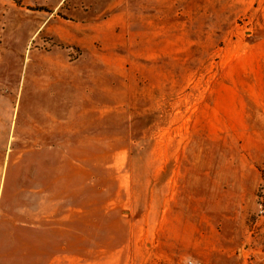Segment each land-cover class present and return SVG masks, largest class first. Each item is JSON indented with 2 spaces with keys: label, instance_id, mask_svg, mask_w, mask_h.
<instances>
[{
  "label": "rangeland",
  "instance_id": "rangeland-1",
  "mask_svg": "<svg viewBox=\"0 0 264 264\" xmlns=\"http://www.w3.org/2000/svg\"><path fill=\"white\" fill-rule=\"evenodd\" d=\"M264 264V0H0V264Z\"/></svg>",
  "mask_w": 264,
  "mask_h": 264
},
{
  "label": "built area",
  "instance_id": "built-area-1",
  "mask_svg": "<svg viewBox=\"0 0 264 264\" xmlns=\"http://www.w3.org/2000/svg\"><path fill=\"white\" fill-rule=\"evenodd\" d=\"M189 264H191V263H189Z\"/></svg>",
  "mask_w": 264,
  "mask_h": 264
}]
</instances>
